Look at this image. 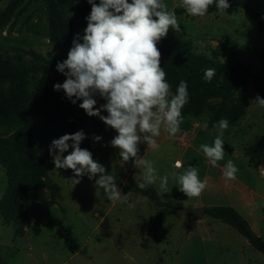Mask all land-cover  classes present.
Listing matches in <instances>:
<instances>
[{
	"label": "rangeland",
	"instance_id": "rangeland-1",
	"mask_svg": "<svg viewBox=\"0 0 264 264\" xmlns=\"http://www.w3.org/2000/svg\"><path fill=\"white\" fill-rule=\"evenodd\" d=\"M70 1L74 3L73 14H76L79 3ZM246 1L264 19V0ZM164 2L169 10L175 11L181 25L180 33L169 28L166 37L191 41L198 55L242 64L253 74L261 72L264 33L245 9L229 7L223 13L208 12L203 17H192L180 7L181 0ZM48 9V0H0L1 60L18 62L20 59L30 63L32 58L27 56L28 51H34L45 60L67 59L74 38L68 42H51ZM86 27L79 33L81 37ZM1 87L7 89L9 86L4 83ZM31 90L37 97L35 104L19 116L1 120L0 137H14L18 141L23 129L38 119H45L64 135L82 130L86 138L80 147L93 154V159L105 167L106 174L115 175L122 198L123 194H128V203L110 202L103 192L97 197L94 184L98 175L93 180L85 175L74 186L70 182L74 176L71 169L48 171L42 178V186L34 190L54 199L57 204L30 203L24 190L19 191L26 220L23 236L17 235L16 226L5 223L0 213V264H230L241 260L242 251L249 258L264 259L263 254L252 252L248 241L235 229L222 222L208 217L197 221L168 212V207L188 208L196 202L206 206L234 204L244 214L247 213L245 207L251 206L253 217H256L252 222L257 224L254 231L264 239V166L251 165L252 155L264 135L263 108L251 103L257 95L261 97L254 78L246 87L249 102L246 115L233 123L226 118L229 127L223 135L225 154L217 166L213 167L200 150L202 143L211 145L216 137L217 130L208 126L211 116L208 112L200 119H184L180 132L174 137L161 129L160 136L155 137L156 148H148L146 142L138 145V155L155 162L158 176L171 172L175 161L181 160L185 167H197L199 178L207 181L199 197L188 198L171 178L169 191L163 194L157 180L153 186L166 207H156L147 197L130 190L129 179L142 180V176L134 158L123 162L120 150L110 145L117 135L114 129L99 117L88 116L79 102L74 105L44 96L45 89L39 80L31 81ZM94 98L96 107L106 103L99 96ZM62 114L64 123L48 120V117ZM101 115L108 113L102 111ZM94 136L102 139L95 142ZM15 150L19 160H26L21 151ZM71 151L69 148L63 155ZM228 160L238 167L236 177L247 189L236 182L220 179L216 169L224 167ZM224 183L229 198L224 195ZM9 186L8 170L0 164V205Z\"/></svg>",
	"mask_w": 264,
	"mask_h": 264
},
{
	"label": "clouds",
	"instance_id": "clouds-1",
	"mask_svg": "<svg viewBox=\"0 0 264 264\" xmlns=\"http://www.w3.org/2000/svg\"><path fill=\"white\" fill-rule=\"evenodd\" d=\"M87 2L91 5V12L86 17L87 27L82 37L79 33L74 37L67 59L57 62L56 70L66 79L62 84H54V91L63 90L74 105L82 101L79 107L88 116L99 117L116 131L117 135L110 145L120 150L119 157L123 162L134 158L142 176V181L136 187L143 190L159 180L164 194L169 191L171 178L188 198L199 197L207 187V181L199 178L197 167H185L181 160H176L172 171L161 177L157 175L154 161L138 155V145L142 142H146L148 148L158 147L155 137L160 136L161 129L173 137L180 132L182 109L189 102L187 81L181 80L175 92L171 90L157 47L169 28L181 32L175 11L169 10L164 0ZM213 4L221 13L230 7L229 0H181L180 7L189 16L203 17ZM203 71L206 82H211L216 76L215 68ZM96 96L106 103L96 107ZM251 103L264 108V98L259 95ZM102 111L108 115H101ZM213 127L217 130L213 143H202L200 150L215 167L218 161L224 159L223 135L229 121L222 118ZM85 138L81 130L51 142L49 154L55 169H71L74 176L70 182L74 186L85 175L89 180L98 175L94 184L97 197L103 192L110 202L128 203V194H123L122 198L115 175L106 174L105 167L93 159V154L80 147ZM93 139L99 142L102 137L94 136ZM69 148L72 151L63 155ZM177 169L183 171L177 172ZM238 171L235 163L228 160L223 176L227 180H234Z\"/></svg>",
	"mask_w": 264,
	"mask_h": 264
},
{
	"label": "trees",
	"instance_id": "trees-1",
	"mask_svg": "<svg viewBox=\"0 0 264 264\" xmlns=\"http://www.w3.org/2000/svg\"><path fill=\"white\" fill-rule=\"evenodd\" d=\"M79 3L77 13L74 3L70 0H48L49 19L52 31L49 33L51 42H68L72 40L82 28L87 25L86 17L91 12V5L87 0H76ZM99 4V0H95ZM230 7H241L258 23L259 30L264 33V19L249 5L248 1L229 0ZM69 8L71 10H69ZM209 13L219 12L215 4L209 7ZM157 47L161 52V66L166 71V79L175 92L181 80L188 83L189 102L182 109L183 120L187 117L200 119L204 113H210L208 126L214 128L220 119L227 118L236 122L243 118L249 106L246 97L248 81L254 78L255 84L264 98V47L260 54L261 72L253 74L247 66L232 61L222 62L217 58H208L194 52L193 43L176 37L162 38ZM32 61H7L0 59V121L16 117L27 112L35 104L37 97L31 90V81H38L43 85L44 96H51L60 101L71 103L63 90L54 91L53 85L63 83L66 77L56 70L57 62L64 60H45L34 51L26 52ZM14 62V63H13ZM215 68L216 76L211 82L204 80V69ZM8 84V88L1 87ZM81 103L82 101H77ZM65 109L69 106H63ZM264 111V108H263ZM62 115L48 117L49 121L64 123ZM68 122V121H66ZM73 131L71 123H68ZM64 134L45 119H38L23 129L18 141L15 138L0 137V164L10 176V186L1 201L0 213L5 223L16 226V234H25L26 220L18 193L24 190L25 197L30 203L56 205L54 199H48L34 189L42 186V178L48 171L55 169L49 146L54 139ZM18 149L26 157L19 160ZM251 165L255 168L264 166V135L255 149ZM142 180L129 179L132 192L147 197L156 207H166L156 188L151 185L145 189L136 187ZM170 214H175L168 207ZM203 216L222 222L235 229L257 251L264 253V239L258 236L249 222L231 206H214L203 209ZM163 219V218H162ZM164 220V219H163Z\"/></svg>",
	"mask_w": 264,
	"mask_h": 264
},
{
	"label": "crops",
	"instance_id": "crops-1",
	"mask_svg": "<svg viewBox=\"0 0 264 264\" xmlns=\"http://www.w3.org/2000/svg\"><path fill=\"white\" fill-rule=\"evenodd\" d=\"M195 125H198V124H195ZM210 170V168H208V171ZM218 172H219V177L220 179L222 180V178H224L223 176V172H224V167H218L216 169ZM264 172V171H263ZM264 175V174H263ZM223 181V180H222ZM232 182H236L241 188H244L247 189V187L241 182L239 181V179H234V180H230ZM227 185L226 183L223 184V191H224V195L226 197L229 198V191L227 190ZM195 207H201L202 209L204 208H208V207H214V205H208L206 206L204 203H201V202H196L194 204H192L191 206L188 207V209H191V208H195ZM231 207H234L250 224L251 228L253 229V231L255 230V226L257 225L256 223L252 222L256 219V217H253V210L251 209V206H246L245 209L247 211V213L244 212L241 210V208H238L236 205L232 204ZM179 216V215H178ZM188 218V217H187ZM205 217L202 216V220L204 219ZM211 219V218H210ZM249 219V220H248ZM251 219V220H250ZM253 219V220H252ZM213 220V219H212ZM201 221V220H200ZM255 232V231H254ZM256 233V232H255ZM258 235V234H257ZM258 236L262 237L261 234H259ZM249 243V242H248ZM250 244V243H249ZM251 246V244H250ZM252 247V246H251ZM253 248V247H252ZM253 251L252 252H258L260 254H263L264 253H261L259 251H257L256 249H252ZM240 253V252H239ZM253 256H257L256 253H252ZM252 256V255H250ZM240 257H241V260L237 261V262H233V263H230V264H264V259L261 260V259H253V258H249V256H247V254L245 252L242 251V253L240 254Z\"/></svg>",
	"mask_w": 264,
	"mask_h": 264
},
{
	"label": "water",
	"instance_id": "water-1",
	"mask_svg": "<svg viewBox=\"0 0 264 264\" xmlns=\"http://www.w3.org/2000/svg\"><path fill=\"white\" fill-rule=\"evenodd\" d=\"M171 209L175 214L179 216L192 218L197 221L202 220L203 209L201 207H195L191 209L188 208H171Z\"/></svg>",
	"mask_w": 264,
	"mask_h": 264
}]
</instances>
